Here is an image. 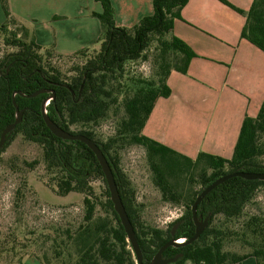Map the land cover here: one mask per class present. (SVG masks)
Listing matches in <instances>:
<instances>
[{"label": "trees", "instance_id": "obj_1", "mask_svg": "<svg viewBox=\"0 0 264 264\" xmlns=\"http://www.w3.org/2000/svg\"><path fill=\"white\" fill-rule=\"evenodd\" d=\"M97 1L102 10L92 14L100 22L101 36L93 47L62 56L37 44L28 29L10 16L7 0H0L6 16L0 22V37L4 45L15 48L0 56V133L13 122L15 106L22 110L21 121L7 135L0 152L16 134L21 133L26 140L42 147L45 168L57 175V194H85L81 221L74 229H65L64 238L54 248L53 257L59 259L61 264H136L107 188V198L100 203L106 214H96L97 202L92 198L88 180L93 176L103 177V174L94 154L81 141L54 136L43 120L42 100L53 92V97L45 106L47 116L64 130L84 134L98 144L110 164L121 201L134 229L142 261L147 263L157 249L171 238L170 231L175 222H180L174 232L176 239L186 240L193 234L191 205L208 184L232 171L264 172V160L261 159L264 144L259 143L260 134H264V100L254 117L244 116L230 158L200 152L192 159L147 138L142 134V128L155 100L170 94L166 84L168 74L172 70L185 73L190 59L196 56L184 41L172 34L174 20L181 18L180 10L187 0H152V13L143 16L131 27L115 24L109 0ZM219 1L244 16L240 36L264 51V0H253L246 11L227 0ZM153 37L160 43L159 52L153 56L157 65V83H147L146 87L122 99V116L118 120L116 134L101 142L94 137L91 129L72 131V125L95 124L105 117L109 106L116 101L111 89L106 86L107 81L113 75L121 74L126 61L145 59ZM89 51L94 54L77 68V73L69 81L60 78L56 68L50 65L46 67L43 63L48 56L71 57L85 55ZM175 53L177 58L173 55ZM38 89H48L49 92L27 96ZM13 92L17 93L13 96ZM125 138L145 149L153 173L152 181L159 189L161 198L171 203H181L184 207L183 213L164 230L141 220L133 191L118 166L116 155L109 152L112 143ZM196 170L200 188L187 191L181 183L186 181L187 174L192 178ZM261 185H264V180H247L239 176L216 185L196 206L198 216L203 218L208 215V224L199 237L178 247L168 246L163 250L162 257L182 254L169 264H234L252 256L256 264H264V221L258 216L250 215L236 230H227L214 223L220 216L227 221L240 218L244 206ZM231 236L239 237L251 250L239 253L224 250V240ZM40 261L47 264L42 259Z\"/></svg>", "mask_w": 264, "mask_h": 264}, {"label": "crops", "instance_id": "obj_2", "mask_svg": "<svg viewBox=\"0 0 264 264\" xmlns=\"http://www.w3.org/2000/svg\"><path fill=\"white\" fill-rule=\"evenodd\" d=\"M109 1L117 26L131 27L153 11L152 0ZM227 1L247 10L240 0ZM7 4L10 16L28 29L37 44L62 56L93 47L102 33L92 14L102 10L97 0H7ZM180 16L172 34L196 56L185 73L170 71L166 78L170 94L155 100L142 134L188 157L205 152L230 158L244 116L254 117L264 100V51L240 36L244 16L219 0H187ZM5 19L0 4V22ZM201 93L213 94L214 107L199 120L196 105ZM234 264H256V260L249 256Z\"/></svg>", "mask_w": 264, "mask_h": 264}, {"label": "rangeland", "instance_id": "obj_3", "mask_svg": "<svg viewBox=\"0 0 264 264\" xmlns=\"http://www.w3.org/2000/svg\"><path fill=\"white\" fill-rule=\"evenodd\" d=\"M239 2L243 9H248L251 4V0ZM159 47V41L153 37L145 59L126 61L121 74L110 77L106 86L111 89L116 101L109 106L104 118L95 124L72 125L70 129H91L94 137L101 142L113 137L122 116V99L146 87L147 83H157V65L153 56L159 52ZM13 50L15 48L4 45L0 37V56ZM93 54L89 51L85 55L71 57L48 56L43 59V63L46 67L50 65L56 68L60 78L69 81L77 73V68ZM173 55L176 58L178 56L177 53ZM200 96L196 105L197 116L201 117L199 120L208 117L214 107L212 93H201ZM205 98L208 100L204 101ZM259 138V143L264 144V134H260ZM109 152L116 155L118 166L133 191L135 205L145 224L164 230L183 213L181 203H171L161 198L159 189L152 181L153 173L143 146L131 142L129 138L118 139L111 144ZM196 156L190 154L192 159ZM261 159L264 160V155ZM56 180L55 172L44 166L42 147L26 140L21 133L16 134L0 152V264H18L21 259V264H44L41 259L47 264H61L59 259L53 257L54 248L64 238V230L74 229L81 221L85 194L70 192L59 195L55 191ZM181 184L187 191L198 190V171L193 173L192 178L187 174L186 181ZM88 185L92 198L97 202L96 214L105 215L100 203H104L107 198L106 182L101 176H93L89 178ZM250 215L264 221V185L255 190L240 218L227 221L220 216L214 223L227 230H236ZM223 249L237 253L251 250L235 236L224 240Z\"/></svg>", "mask_w": 264, "mask_h": 264}, {"label": "water", "instance_id": "obj_4", "mask_svg": "<svg viewBox=\"0 0 264 264\" xmlns=\"http://www.w3.org/2000/svg\"><path fill=\"white\" fill-rule=\"evenodd\" d=\"M44 91L49 92L48 89H38V90L34 91L33 93H31L27 96H35V95L42 93ZM15 93H17V92H13L12 95L14 96ZM18 93L21 95H25L22 92H18ZM52 97H53V92L50 95L43 98L42 103H41L42 116H43V120H44L47 128L50 130V132L54 136L59 137L61 139L81 141L94 154V156H95V158H96V160L100 166V169L102 171L104 180L106 182V186H107V189L109 192V199L112 202L113 209H114L115 213L117 214L119 221L123 227V230L126 234V238L130 243L132 252L135 256L136 264H169V263L176 261L177 258H179L182 255L181 253H178L174 257H171V258H163L162 257L163 250L165 248H167L168 246L178 247L180 245L191 243L192 241L196 240L199 237V235L201 234L203 229L208 224V215L203 217V218L198 216L196 213V206H197L198 202L202 199V197L204 195H206L211 189H213L219 183H222L226 179L234 177V176H239V177H242V178L247 179V180H254V179L264 180V172H247V171L241 170V171L228 172V173L218 177L214 181H212L210 184H208L205 188H203L200 191V193L196 196L194 202L191 205V215H192V220L194 223L193 234L186 240H185V238H183L184 240L178 241L181 238L176 239L174 237V232H175V229L177 228V226L179 225L180 222L179 221L175 222L171 228V231H170L171 238L169 240H167L163 245H161L157 249V251L155 252L153 257L149 260V262L144 263L142 261L141 251H140L139 245H138L136 237H135L133 226L129 220L127 212H126L124 205L121 201V198H120V195H119L116 183H115V179H114L110 164H109L106 156L104 155V153L102 152V150L100 149L98 144L96 142H94L91 138L87 137L84 134L71 133L67 130H64L58 124H56L51 119H49V117L46 114L45 106L47 105L48 100ZM15 109H16L15 110V118H14L13 122L6 125L0 133V149L3 146L7 135L13 130L15 125L21 121L22 110H18L16 106H15Z\"/></svg>", "mask_w": 264, "mask_h": 264}, {"label": "bare ground", "instance_id": "obj_5", "mask_svg": "<svg viewBox=\"0 0 264 264\" xmlns=\"http://www.w3.org/2000/svg\"><path fill=\"white\" fill-rule=\"evenodd\" d=\"M178 241H182V239H179Z\"/></svg>", "mask_w": 264, "mask_h": 264}]
</instances>
